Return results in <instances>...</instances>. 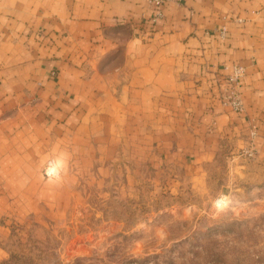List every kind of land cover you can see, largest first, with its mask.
<instances>
[{
  "label": "crops",
  "instance_id": "0c3cea01",
  "mask_svg": "<svg viewBox=\"0 0 264 264\" xmlns=\"http://www.w3.org/2000/svg\"><path fill=\"white\" fill-rule=\"evenodd\" d=\"M154 16L146 0H0V240L22 209L53 204L46 164L80 163L92 143L194 166L222 148L264 155V0ZM234 65L243 114L221 104Z\"/></svg>",
  "mask_w": 264,
  "mask_h": 264
},
{
  "label": "rangeland",
  "instance_id": "374dc122",
  "mask_svg": "<svg viewBox=\"0 0 264 264\" xmlns=\"http://www.w3.org/2000/svg\"><path fill=\"white\" fill-rule=\"evenodd\" d=\"M136 148L92 143L80 163H47L54 202L22 209L0 264H264L263 154L222 148L194 166Z\"/></svg>",
  "mask_w": 264,
  "mask_h": 264
},
{
  "label": "built area",
  "instance_id": "2783aa9c",
  "mask_svg": "<svg viewBox=\"0 0 264 264\" xmlns=\"http://www.w3.org/2000/svg\"><path fill=\"white\" fill-rule=\"evenodd\" d=\"M147 3L154 9L155 16L154 21L162 17V7L166 3H181L183 0H146ZM245 73V69L239 65L232 67V72L219 81L220 86V98L222 106L236 112L243 114L245 112V106L239 90V81ZM256 136V130L252 128L250 132L251 141ZM251 151V150H250ZM253 152V151H252ZM47 176L54 175L52 168H48L45 171Z\"/></svg>",
  "mask_w": 264,
  "mask_h": 264
},
{
  "label": "clouds",
  "instance_id": "9594fccd",
  "mask_svg": "<svg viewBox=\"0 0 264 264\" xmlns=\"http://www.w3.org/2000/svg\"><path fill=\"white\" fill-rule=\"evenodd\" d=\"M53 171H55V167L53 168Z\"/></svg>",
  "mask_w": 264,
  "mask_h": 264
}]
</instances>
